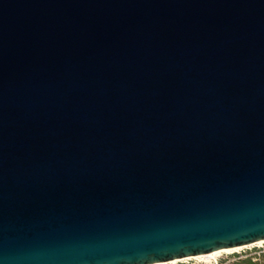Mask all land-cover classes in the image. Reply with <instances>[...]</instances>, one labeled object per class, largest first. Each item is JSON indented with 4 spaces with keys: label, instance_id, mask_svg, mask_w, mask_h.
Instances as JSON below:
<instances>
[{
    "label": "water",
    "instance_id": "obj_1",
    "mask_svg": "<svg viewBox=\"0 0 264 264\" xmlns=\"http://www.w3.org/2000/svg\"><path fill=\"white\" fill-rule=\"evenodd\" d=\"M261 240L264 0H0V264Z\"/></svg>",
    "mask_w": 264,
    "mask_h": 264
},
{
    "label": "rangeland",
    "instance_id": "obj_2",
    "mask_svg": "<svg viewBox=\"0 0 264 264\" xmlns=\"http://www.w3.org/2000/svg\"><path fill=\"white\" fill-rule=\"evenodd\" d=\"M255 249L264 252V242L256 243L253 245H248L236 251L222 252L212 258H207V259L206 258H189V259L179 260L175 263L170 262L166 264H215L216 262H219L220 260L231 258L233 254H243L244 252L253 251Z\"/></svg>",
    "mask_w": 264,
    "mask_h": 264
},
{
    "label": "trees",
    "instance_id": "obj_3",
    "mask_svg": "<svg viewBox=\"0 0 264 264\" xmlns=\"http://www.w3.org/2000/svg\"><path fill=\"white\" fill-rule=\"evenodd\" d=\"M215 264H264V252L255 249L243 254H233L231 258L220 260Z\"/></svg>",
    "mask_w": 264,
    "mask_h": 264
},
{
    "label": "bare ground",
    "instance_id": "obj_4",
    "mask_svg": "<svg viewBox=\"0 0 264 264\" xmlns=\"http://www.w3.org/2000/svg\"><path fill=\"white\" fill-rule=\"evenodd\" d=\"M264 240H261V241H258V242H255V243H251V244H248V245H253V244H256V243H263ZM248 245H243V246H237V247H234V248H228V249H223V250H217V251H214V252H210V253H207V254H203V255H198V256H193V257H185V258H182L180 260H184V259H189V258H212L222 252H231V251H236L238 249H241L243 247H246ZM179 260H173L171 261V263H175ZM163 264H166V263H163Z\"/></svg>",
    "mask_w": 264,
    "mask_h": 264
},
{
    "label": "built area",
    "instance_id": "obj_5",
    "mask_svg": "<svg viewBox=\"0 0 264 264\" xmlns=\"http://www.w3.org/2000/svg\"><path fill=\"white\" fill-rule=\"evenodd\" d=\"M217 263V262H216Z\"/></svg>",
    "mask_w": 264,
    "mask_h": 264
}]
</instances>
